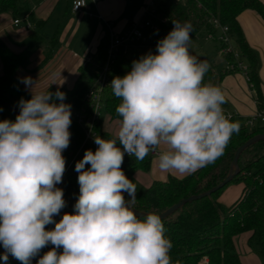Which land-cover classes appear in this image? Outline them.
Segmentation results:
<instances>
[{"label": "clouds", "instance_id": "obj_1", "mask_svg": "<svg viewBox=\"0 0 264 264\" xmlns=\"http://www.w3.org/2000/svg\"><path fill=\"white\" fill-rule=\"evenodd\" d=\"M86 3L75 0V10ZM172 22L155 53L133 60L123 77H113L109 86L121 101L115 109L119 130L111 139L94 136L96 150H86L76 162L74 213L65 212L58 222L54 217L67 206L57 185L66 171L62 153L70 146L72 106L59 89L34 92L36 80L21 79L31 99H20L15 121H0L5 264L9 256L21 264L36 257L37 264H172L162 218L154 213L140 218L133 208L137 186L122 170L125 154L143 161L163 144L158 168L188 175L223 155L240 130L239 122L225 115L222 90L204 83L210 65L190 52L192 24Z\"/></svg>", "mask_w": 264, "mask_h": 264}, {"label": "trees", "instance_id": "obj_2", "mask_svg": "<svg viewBox=\"0 0 264 264\" xmlns=\"http://www.w3.org/2000/svg\"><path fill=\"white\" fill-rule=\"evenodd\" d=\"M43 1L0 0V15L9 13L15 19L28 18L34 27L32 35L20 43V46L24 48L20 54H15L0 41V56L4 64V73L0 76V99L16 107L21 98L31 99V95L23 89L17 78V70L23 63L29 61L38 45L47 39L43 33L44 22L37 20L34 15L35 7ZM143 7H146L144 2L132 5L128 10L127 18L132 21ZM248 10L256 12L264 20L262 0L154 1V9L150 11L153 14L150 19L158 26V30L145 31L146 43H140L138 50H131V53L125 54L124 50L120 49L116 61L106 73L108 82L105 86L102 87L99 81L106 64L110 44L109 33L103 39L97 55L80 68L78 79L72 89L51 87L48 90L55 93L59 89L65 93V103L73 98H79L82 102V110L86 95L92 90L97 91L101 88L105 115L111 121L120 122L115 109L121 101L113 95L109 86L113 77H123L126 72L130 71L133 60L139 59L149 51L155 53L157 42L172 30L174 26L172 21L179 20L181 23L188 21L192 24V41L202 33L213 35L212 40H218V35H223V28L228 29L224 35L228 37L237 52V57L234 54L226 55L228 66L236 67L237 63H243V61L248 63V82L255 91L258 110H264V96L259 78L260 58L248 44L239 23L240 15ZM153 37L155 40L151 44L149 41ZM47 41L46 60H49L57 51L60 43L57 35ZM218 41L221 49L227 46L221 39ZM190 52L194 55L191 47ZM206 61L210 68L204 77V83H211L222 90L221 85L225 74L218 73L215 61L209 59ZM234 71H239V69L236 67L225 70L227 73ZM226 107L225 103L223 108ZM0 109L3 108L0 107ZM0 114H7L15 121L16 116L5 109L0 111ZM71 120L70 146L62 154L75 170L76 162L83 158L85 151L88 149L95 151L98 146L84 143L83 128L74 116H71ZM232 121L237 122L235 118ZM101 124L102 120L96 126L100 135L104 139L114 138L113 135L102 131ZM239 124V132L232 135L223 155L186 179L169 177L165 182L155 181L149 187H144L136 180L135 173L147 172L152 156L148 154L143 161H138L135 156H125L122 170L137 186V200L133 208L146 214L159 215L181 200L200 195L219 185L229 174L236 150L252 137L264 133V123H256L253 127L246 123L239 122ZM238 164L240 172L224 188L209 197L186 204L173 215L162 220L165 234L172 243L169 253L172 264H241L236 238L245 234H249L248 247L264 264V141L247 148L240 156ZM235 184L243 185L242 195L236 203L227 206L221 202L220 198L227 188ZM70 190L79 192V185L71 175L66 173L63 191L65 193ZM124 195L127 199V194ZM3 253L4 250L0 252V254ZM0 264L5 263L0 262ZM7 264H21V262L11 256V261Z\"/></svg>", "mask_w": 264, "mask_h": 264}, {"label": "crops", "instance_id": "obj_3", "mask_svg": "<svg viewBox=\"0 0 264 264\" xmlns=\"http://www.w3.org/2000/svg\"><path fill=\"white\" fill-rule=\"evenodd\" d=\"M73 1L44 0L34 9L36 19L44 22L43 33L47 39L38 45L29 61L23 63L17 70L19 81L28 76L36 80L34 92L48 90L51 87L72 89L78 79L80 68L87 63L88 59L97 55L102 41L106 37H103V27L100 23L106 26L107 30V24L112 23L115 32L120 34L118 29L125 32L129 30L133 22L141 19L145 8L143 7L131 21L127 18L128 10L132 5L140 3L141 0L139 2L137 0H87L85 8L80 12H73ZM262 2L264 3V0ZM137 15H139L138 18ZM16 20H19L17 25L15 24ZM239 23L248 44L260 58L259 78L264 96V20L256 12L248 10L240 15ZM33 32L34 27L28 18L15 19L9 13L0 15V41L15 54H20L24 50L20 43L26 41ZM56 35L60 45L54 55L46 60L47 40ZM246 68L248 69V67ZM3 73L4 64L0 56V76ZM221 73L225 74L221 85L226 98L225 114H233L237 122H247L259 109L252 85L240 70ZM21 85L27 93L32 95L23 83ZM106 121L110 123L109 128ZM119 127V121H111L105 115L101 124L102 131L115 137ZM166 147L162 144L157 150L161 152L166 150ZM198 171L188 175L162 172L158 168V156H154L151 157L149 170L136 172L135 178L144 187H149L153 182H165L169 177L186 179ZM242 192V184L232 185L224 191L220 200L227 206H231L240 199ZM78 196L79 192L76 190L64 193L67 206L61 210L60 215L55 217L58 221L65 212L74 213L73 206ZM248 238L249 234L236 238L241 264H262L261 259L248 247ZM42 250L47 252L46 248ZM33 262L32 264H37L36 259H33Z\"/></svg>", "mask_w": 264, "mask_h": 264}, {"label": "built area", "instance_id": "obj_4", "mask_svg": "<svg viewBox=\"0 0 264 264\" xmlns=\"http://www.w3.org/2000/svg\"><path fill=\"white\" fill-rule=\"evenodd\" d=\"M97 1V0H94ZM176 2H183L184 0H175ZM75 0L72 3V10L73 12H80L82 9L85 8V6L78 7L75 10ZM154 9V1L151 3V7L148 5L144 8L142 17L139 21L133 22L131 25V28L127 30L122 35L118 34L114 30V26L112 23H108V33L110 35V44L109 49L107 52V59L106 64L103 69V73L100 77L99 84L103 87L108 82L106 73L107 71L112 67L114 62L116 61L117 55L120 51V49L124 50V53H131V50H138L140 46H138L140 43L144 44L146 43V32L148 29L152 31H157L158 26L154 24L151 21V15L153 14L152 11ZM19 23V20L15 21V24L17 25ZM223 35L220 37V39L226 43L227 46H225L222 49V53L224 55H231L234 54L235 57H237V52L234 50L233 46H229V39L225 33L228 32L227 28H223L222 30ZM214 39L213 35L208 36V40ZM91 59V58H90ZM88 59V61L90 60ZM241 72H243L248 80L247 75V68L242 63H237L236 66ZM234 65H230L229 69L236 68ZM101 88L97 91H90L85 99H84V107L80 111L79 114L75 116L77 119L78 124L83 128L85 133V140L84 143H94V136H101L100 133L96 130L97 124L102 120L103 116V102L101 99ZM226 116L230 117L231 120H233L234 115L233 114H225ZM256 123H264V110H257L246 122V124L250 127H253ZM101 138H103L101 136ZM96 145V144H95ZM159 150L156 149V151L150 152L149 154L154 157L158 156ZM125 156H128L125 154ZM65 176L66 172L63 175L62 183L58 184L57 187L64 189L65 187ZM54 219L58 222V220L54 217ZM48 230L54 229L53 225L46 226ZM53 246L49 245L45 247L47 251H49ZM62 251V249L60 250ZM39 259V257L36 258V262ZM207 263V261H205Z\"/></svg>", "mask_w": 264, "mask_h": 264}, {"label": "rangeland", "instance_id": "obj_5", "mask_svg": "<svg viewBox=\"0 0 264 264\" xmlns=\"http://www.w3.org/2000/svg\"><path fill=\"white\" fill-rule=\"evenodd\" d=\"M139 1L140 0H137V2H139ZM153 1L156 2L157 0H141L140 2H144L145 6L149 5L151 7V3ZM138 16L139 15H137V18H138ZM100 24L103 27V29H102V31L104 33L103 37H105L108 34V30L106 29V26H104L102 23H100ZM120 30L121 29H118V32L120 33V35H122L125 31H120ZM208 35L209 34H207V33H202L198 37H196L191 43V50L194 53V55L197 56L200 60H208L209 59L212 61H216L217 70L221 74V72H224L227 68H229L228 63H227V59H226V55H224L222 53L221 45L218 41L220 39L221 35L220 36L218 35V37H217V39L219 38L218 40H211V41L208 40ZM154 40H155V37H153L149 41V43L153 44ZM229 46L232 47V44L229 43ZM242 64L245 67H248V63L246 61H243ZM68 104H71V106H72V115L71 116H76L77 114L80 113L82 102L79 98H73V99L69 100ZM4 119L12 120V118L10 116H8L7 114H0V121H2ZM104 119H105V112L103 111L102 121H104ZM106 124L108 125V128H109L110 123H108L106 121ZM2 250H4V249L2 246H0V252ZM45 253L46 252L41 250L40 256H43ZM34 259H36V258H34ZM10 261H11V256H9V259H8V262H10ZM0 262L5 263L2 259H0ZM32 262H33V260H32Z\"/></svg>", "mask_w": 264, "mask_h": 264}, {"label": "water", "instance_id": "obj_6", "mask_svg": "<svg viewBox=\"0 0 264 264\" xmlns=\"http://www.w3.org/2000/svg\"><path fill=\"white\" fill-rule=\"evenodd\" d=\"M0 107L5 109L6 111H8L9 113H11L12 115H15V116H17L19 114V111H20V109L18 107L13 106L9 103H6L5 101H3L1 99H0ZM260 141H264V133L252 137L251 139H249L247 142H245L243 145H241L236 150V152L234 154L233 161H232L231 166H230L229 174L219 185H217L216 187H214V188H212V189H210V190H208V191H206L200 195L191 196V197H188L186 199L181 200L179 203L175 204L174 206L168 208L167 210H165L164 212L159 214V216L162 218V220L167 219L168 217L173 215L176 211H178L180 208H182L186 204L192 203V202L197 201V200H201L205 197H209L212 194H214L215 192L224 188L226 185H228L234 179L235 175H237L240 172L238 161H239V158L242 155V153L247 148H249L251 145H254L255 143L260 142ZM66 173L71 175V177L73 179H75L77 182L78 174L72 168V165L67 160H66ZM135 211L137 212V215L140 216V218H143V216L146 214V213H143V212H140L137 210H135Z\"/></svg>", "mask_w": 264, "mask_h": 264}]
</instances>
